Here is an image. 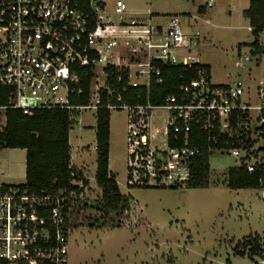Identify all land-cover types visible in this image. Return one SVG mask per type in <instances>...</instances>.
Masks as SVG:
<instances>
[{"label":"built area","instance_id":"built-area-1","mask_svg":"<svg viewBox=\"0 0 264 264\" xmlns=\"http://www.w3.org/2000/svg\"><path fill=\"white\" fill-rule=\"evenodd\" d=\"M215 1L207 0L205 7ZM113 8L120 15L117 23L109 18L107 0H0V131L9 109L27 115L63 109L76 118L88 110L124 109L128 184L138 187L184 184L192 160L204 150H226L249 172L263 163L264 80L257 85L259 105L250 104L252 95L242 80L214 84L206 70L160 104L132 103L128 87L149 89L152 80L162 82L157 62L202 63L194 53L201 33L184 26L178 14L154 25L134 17L125 21L123 0ZM250 60L247 55L237 66ZM109 68L125 72L127 85L121 86L120 73L115 83ZM88 77V102L76 103ZM156 109L167 115L162 145L154 142L160 130L151 125ZM194 127L206 132L205 146L192 143ZM72 184L83 187L76 179ZM82 196L69 188L31 190L26 183L0 180V264H68L72 212Z\"/></svg>","mask_w":264,"mask_h":264},{"label":"rangeland","instance_id":"rangeland-1","mask_svg":"<svg viewBox=\"0 0 264 264\" xmlns=\"http://www.w3.org/2000/svg\"><path fill=\"white\" fill-rule=\"evenodd\" d=\"M116 0H107L109 18L120 21L114 12ZM125 21L134 17L140 23L166 24L168 16L178 14L182 24L201 33L194 53L211 69L214 84L245 82L251 105L261 103L257 85L264 80V52L253 53L255 36L243 11L248 0H123ZM205 7V13L199 8ZM152 18L149 21L148 14ZM264 47V33L260 36ZM251 60L237 66L245 56ZM252 115H258L253 110ZM166 110L156 109L151 125L158 128L155 143L165 139ZM97 113L83 112L70 131L72 164L81 169L88 184L72 212L68 264H260L264 259V198L260 189H231L226 184L229 168L239 159L226 150L209 157V185L189 188L130 186L127 111L111 110L110 173L123 195L134 205L124 214L102 217L95 202L102 197L95 174ZM26 150L0 149V180L11 185L26 183ZM1 173L4 175L1 176ZM87 201V207L84 202ZM259 235L262 254H251L245 240Z\"/></svg>","mask_w":264,"mask_h":264},{"label":"trees","instance_id":"trees-1","mask_svg":"<svg viewBox=\"0 0 264 264\" xmlns=\"http://www.w3.org/2000/svg\"><path fill=\"white\" fill-rule=\"evenodd\" d=\"M205 7H200L199 12L205 13ZM244 17L249 21L251 31L255 36L252 43L253 53L261 54L264 47L260 41V35L264 32V0H251L249 7L243 11ZM161 70L162 82L152 80L149 89L145 86L128 87L126 98L132 103H146L150 101L160 104L169 96L179 93L181 85L190 83L199 77L202 70H206L211 77V69L208 64L196 63L190 67L183 65H171L157 62ZM117 81L118 74H122L121 86L127 85V75L123 71L109 68ZM90 77L82 81L84 93L76 98V103L88 102ZM103 93V103H105ZM63 109H41L32 115L24 114L20 110L9 109L7 111V125L0 131V148L25 149L26 156V186L31 190L47 189L57 191L63 188L75 190L80 196L84 193L85 186L89 183L83 171L72 164L70 146V131L76 122V116ZM110 115L111 111L100 108L97 111L96 126V152L97 168L95 180L102 190V197L95 202L99 205L102 217L112 212L118 215L124 214L133 205L130 196L123 195L114 176L110 173ZM250 145L248 140H245ZM207 142L206 132L194 127L192 143L205 146ZM252 144V143H251ZM210 153L204 150L197 155L191 163V174L184 183L189 188H204L209 185L210 178ZM83 181V187L72 184L73 180ZM226 184L231 189H260L264 187V162L256 166L253 172H249L246 166H236L228 169ZM178 186H172L176 188ZM88 202H84L87 207ZM243 247H250L251 254H262L263 247L260 236L257 235L245 240Z\"/></svg>","mask_w":264,"mask_h":264},{"label":"crops","instance_id":"crops-1","mask_svg":"<svg viewBox=\"0 0 264 264\" xmlns=\"http://www.w3.org/2000/svg\"><path fill=\"white\" fill-rule=\"evenodd\" d=\"M250 1H251V0H248L249 4H250ZM201 7H202V6H201ZM248 7H249V6H248ZM246 9H247V8H246ZM248 23H249V21H248ZM249 28L251 29L250 26H249ZM263 33H264V32H263ZM263 33H262V34H263ZM262 34H261V35H262ZM261 35H260V36H261Z\"/></svg>","mask_w":264,"mask_h":264}]
</instances>
